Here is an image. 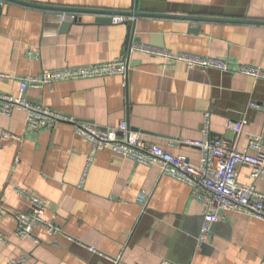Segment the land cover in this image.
Returning <instances> with one entry per match:
<instances>
[{
  "label": "crops",
  "instance_id": "crops-1",
  "mask_svg": "<svg viewBox=\"0 0 264 264\" xmlns=\"http://www.w3.org/2000/svg\"><path fill=\"white\" fill-rule=\"evenodd\" d=\"M25 1L83 11L4 0L0 92L22 94L101 126L126 120L147 142L185 155L194 165L200 163V150L184 142L203 137L206 113L213 138L230 135L227 122L243 116L249 119L247 134L264 136V110L249 106H264V79L167 62L139 50L129 54L128 88L118 75L60 81L24 92L19 84V78L43 70L106 62L124 54L128 23L98 22V14L88 11L95 9L161 14L134 18V35L142 43L222 58L232 69L239 64L264 67V0ZM63 15L73 18L67 28ZM4 130L20 140L3 142ZM247 144L243 137L240 147ZM90 151L91 143L70 123L31 129L23 110L0 115V264L21 256L23 264H264V219L228 210L199 244L203 206L188 184L162 175L159 164L137 165L110 149L96 153L85 175ZM251 171L242 165L239 181L254 183L264 193V173L255 180ZM17 188L44 200L45 217L62 227V235L52 236L37 226L38 240L17 236L12 211L32 210ZM140 193L149 197L146 208L138 201Z\"/></svg>",
  "mask_w": 264,
  "mask_h": 264
},
{
  "label": "built area",
  "instance_id": "built-area-1",
  "mask_svg": "<svg viewBox=\"0 0 264 264\" xmlns=\"http://www.w3.org/2000/svg\"><path fill=\"white\" fill-rule=\"evenodd\" d=\"M0 0V6H4ZM126 16H113L114 23L125 21ZM64 19V15H63ZM139 50L150 55L163 58L167 62H184L190 67L216 68L222 71H234L256 79H264V67L255 64H239L232 69L225 59L211 56L180 52L157 45L133 41L121 56L106 62L67 66L63 68L43 70L19 78L20 91L29 88H40L60 81L107 77L118 75L123 79L125 88L129 86L130 64L129 54ZM250 108L264 110V106L251 102ZM15 110H23L27 114V124L31 129L54 127L65 122L74 126L75 132L91 143V151L87 160L85 175L91 166L96 153L102 149H110L120 155L133 159L137 165L159 164L162 175H168L185 182L192 188L193 198L203 206V222L198 236L199 244L204 243L211 235L215 223L225 218L228 210L246 211L256 218L264 219V193L254 183L242 184L239 181L240 167H251V176L258 179L264 173V136L246 133L249 119L243 116L239 120L228 121L227 131L230 135L211 136L210 113L205 114L201 139L186 140L184 143L200 150V163L192 164L185 155H175L156 143H149L141 132L135 130L126 120L116 126L79 120L73 116L57 112L41 104L34 103L22 94L13 95L0 92V115L10 116ZM243 137H247L246 148L240 147ZM20 140V136L4 130L1 140ZM21 162L20 155L15 157V165ZM17 193L25 197L31 211H12L17 221L16 234L21 239L34 238L37 226H43L50 235L63 234L62 227L45 217L46 203L38 195L28 189L17 188ZM138 201L146 208L149 197L140 193ZM93 252L96 248L89 246ZM120 261V256L112 258ZM25 257L11 258L5 264H23Z\"/></svg>",
  "mask_w": 264,
  "mask_h": 264
},
{
  "label": "water",
  "instance_id": "water-1",
  "mask_svg": "<svg viewBox=\"0 0 264 264\" xmlns=\"http://www.w3.org/2000/svg\"><path fill=\"white\" fill-rule=\"evenodd\" d=\"M7 1H13V2H18L23 5L27 6H33V7H38V8H43V9H53V10H59V11H64V12H79L83 11L81 8H66V7H59V6H50V5H44V4H37L25 0H7ZM135 7V4H134ZM92 11L96 14L97 16V21L98 22H108L112 23L113 22V16L115 15H122L128 17L127 20H125L126 23H128V35H127V45L131 42L135 41H140L139 38L135 37V20L134 18H138L139 16H161V14H153V13H146V12H140L138 10H132V11H111V10H88ZM133 18V20H132ZM72 17L70 15L64 16L63 20V25L64 28H67L71 22H72Z\"/></svg>",
  "mask_w": 264,
  "mask_h": 264
}]
</instances>
